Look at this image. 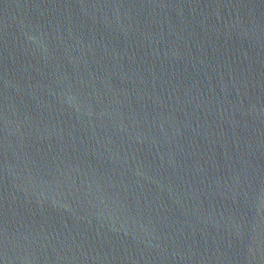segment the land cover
<instances>
[{"label":"water","instance_id":"obj_1","mask_svg":"<svg viewBox=\"0 0 264 264\" xmlns=\"http://www.w3.org/2000/svg\"><path fill=\"white\" fill-rule=\"evenodd\" d=\"M0 264H264V0H0Z\"/></svg>","mask_w":264,"mask_h":264}]
</instances>
